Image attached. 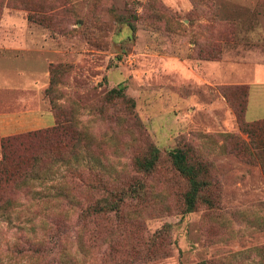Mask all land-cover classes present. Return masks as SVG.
<instances>
[{"label": "rangeland", "instance_id": "rangeland-1", "mask_svg": "<svg viewBox=\"0 0 264 264\" xmlns=\"http://www.w3.org/2000/svg\"><path fill=\"white\" fill-rule=\"evenodd\" d=\"M260 64L264 0H0V140L54 124L44 90L50 65H61L55 100L77 104L79 129L95 142V162L115 168L120 187L144 182L143 198L77 222L85 225L90 253H76V263L261 264L264 171L242 148L249 137L232 107L239 95L228 100L221 92L248 85L245 119L264 118V90L250 84ZM112 90L111 105L105 95ZM150 144L160 159L141 173L133 157ZM174 147L189 148L193 163L207 167L202 194L212 206L183 212L188 187L171 164ZM94 176L82 171L84 207L104 195L90 188ZM16 196L21 203L10 219L0 217V264H56L54 250L38 259L19 251L27 250L24 236L34 234L32 227L42 234L43 212L36 209L39 198ZM28 203L30 212L20 213Z\"/></svg>", "mask_w": 264, "mask_h": 264}, {"label": "trees", "instance_id": "trees-1", "mask_svg": "<svg viewBox=\"0 0 264 264\" xmlns=\"http://www.w3.org/2000/svg\"><path fill=\"white\" fill-rule=\"evenodd\" d=\"M59 67L62 66L50 65V82L44 90V94L49 98L54 124L7 135L0 140V217L10 219L11 212L21 203L17 194L29 199L39 198L41 204L37 205L39 208L36 209H42L43 212L40 214L39 225L43 229L42 234L39 237L34 235L32 227L34 234L24 236L28 248L23 251L27 252L19 251L25 254L23 256L38 259L46 257L54 250L57 255L56 264H78L75 254L81 253L82 257H85L90 252L84 241L85 225H79L77 222L100 214L117 212L126 200L143 198L144 182L132 179L126 187H120L116 169L100 161L95 162V142L87 131L79 129L81 121L77 115V104L67 106L55 100L56 73ZM123 88H117V93L123 91ZM221 92L228 100L232 92L239 95L238 103H232V107L241 131L249 137L247 143H242V148L247 155L255 157L264 171V118L245 119L248 85L224 86ZM117 93L114 90L109 91L105 95L106 102L115 104L112 102ZM98 111L102 113L104 109L98 108ZM250 147L253 148L251 152ZM168 154L174 169L187 182L188 188L182 198L183 212L194 211L199 203L212 206V199L202 194L209 184L206 178L207 167L200 162L193 163L189 148L174 147ZM159 159L160 149L155 144H150L143 154L133 157V165L137 171L147 174L154 170ZM84 169L95 174L94 181L88 183L90 188L93 191L102 190L104 193L85 207L82 206L79 196V181L82 180L80 178ZM31 204H26L27 209H20V213H29ZM72 214H76L77 228L74 231L75 240L70 241L68 227ZM35 217L36 214H33V217H27V220L33 222ZM93 234L94 231H89L90 236ZM73 242L76 245L74 250L71 246ZM256 249L261 264H264V245ZM199 264L209 263L202 261Z\"/></svg>", "mask_w": 264, "mask_h": 264}, {"label": "crops", "instance_id": "crops-1", "mask_svg": "<svg viewBox=\"0 0 264 264\" xmlns=\"http://www.w3.org/2000/svg\"><path fill=\"white\" fill-rule=\"evenodd\" d=\"M252 74H253V78H252L253 80L250 84L253 83L254 91L264 90V86H263L264 85V64H260L259 66H254ZM254 84H256V86H254ZM254 94H255L254 96L258 95L256 94V92Z\"/></svg>", "mask_w": 264, "mask_h": 264}]
</instances>
